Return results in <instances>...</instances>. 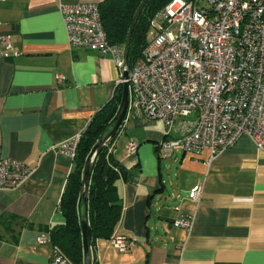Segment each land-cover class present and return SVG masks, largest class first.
Segmentation results:
<instances>
[{
    "label": "crops",
    "instance_id": "obj_1",
    "mask_svg": "<svg viewBox=\"0 0 264 264\" xmlns=\"http://www.w3.org/2000/svg\"><path fill=\"white\" fill-rule=\"evenodd\" d=\"M1 35L11 51L0 56V158L34 171L18 188L0 190V264H47L74 165L53 146L84 130L116 93L120 72L110 55L69 46L55 0H0ZM179 135V123L166 135L163 121L126 113L111 150L132 168L116 180L122 214L114 230L129 247L97 239L91 264H264V150L241 136L210 164L181 147L160 156L158 144ZM130 141L137 148L129 155ZM194 185L198 200L188 196ZM185 215L188 229L172 224ZM39 235L48 240L39 244Z\"/></svg>",
    "mask_w": 264,
    "mask_h": 264
},
{
    "label": "built area",
    "instance_id": "obj_2",
    "mask_svg": "<svg viewBox=\"0 0 264 264\" xmlns=\"http://www.w3.org/2000/svg\"><path fill=\"white\" fill-rule=\"evenodd\" d=\"M55 1L69 46L110 55L117 65L118 84L128 85L127 112L163 121L166 135L180 124L179 136L158 144L160 156L181 147L210 164L241 136L264 150V0H170L150 18L147 44L131 66L124 46L108 41L97 2ZM10 51L9 36L1 35L0 56ZM80 134L53 149L73 160ZM136 148L130 141L127 154ZM33 171L21 160L0 158V190L18 188ZM200 195V185L188 192L193 200ZM191 222L185 215L172 224L188 229ZM109 238L119 251L128 249L126 237ZM47 240L37 237L39 244ZM47 264L71 262L54 247Z\"/></svg>",
    "mask_w": 264,
    "mask_h": 264
},
{
    "label": "trees",
    "instance_id": "obj_3",
    "mask_svg": "<svg viewBox=\"0 0 264 264\" xmlns=\"http://www.w3.org/2000/svg\"><path fill=\"white\" fill-rule=\"evenodd\" d=\"M170 0H101L97 2L101 23L111 44L124 46L135 15L143 4L133 25L127 53V63L133 64L147 44L150 18ZM121 84L116 93L92 116L80 134L73 169L69 173L59 209L64 222L49 231L54 247L71 262L83 264V238L80 218L87 216V244L93 248L97 239L109 238L116 229L122 214V202L116 188L120 176H130L131 167L120 163L113 155L111 146L119 130L92 157L89 184L85 202L80 199L82 175L93 146L112 127L113 118L121 99Z\"/></svg>",
    "mask_w": 264,
    "mask_h": 264
},
{
    "label": "water",
    "instance_id": "obj_4",
    "mask_svg": "<svg viewBox=\"0 0 264 264\" xmlns=\"http://www.w3.org/2000/svg\"><path fill=\"white\" fill-rule=\"evenodd\" d=\"M143 4L140 6L138 12L135 15L134 21L132 23V26L130 28V32L128 35L127 43L124 47L125 51V58L127 59V53H128V47H129V42H130V35L131 31L133 28V25L139 15V12L142 8ZM127 73H124V77H126ZM127 105H128V85L124 83L121 87V99H120V104L117 109V112L113 118L112 121V127L110 130L106 133V135L101 138L92 148L90 154L87 157L84 170H83V175H82V183H83V190L80 196V199H82L83 202H85V196L89 184V169H90V164L92 161L93 155L113 136L117 133L119 128L121 127V124L123 123L126 113H127ZM80 224H81V229H82V238H83V264H91V256H90V250L87 244V216L86 213H84L83 217L80 218Z\"/></svg>",
    "mask_w": 264,
    "mask_h": 264
},
{
    "label": "rangeland",
    "instance_id": "obj_5",
    "mask_svg": "<svg viewBox=\"0 0 264 264\" xmlns=\"http://www.w3.org/2000/svg\"><path fill=\"white\" fill-rule=\"evenodd\" d=\"M167 160V159H166ZM166 160H164V161H166Z\"/></svg>",
    "mask_w": 264,
    "mask_h": 264
}]
</instances>
